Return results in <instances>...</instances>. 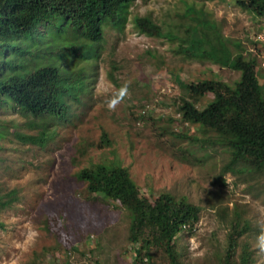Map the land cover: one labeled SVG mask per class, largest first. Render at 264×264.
Returning a JSON list of instances; mask_svg holds the SVG:
<instances>
[{
  "label": "rangeland",
  "instance_id": "374dc122",
  "mask_svg": "<svg viewBox=\"0 0 264 264\" xmlns=\"http://www.w3.org/2000/svg\"><path fill=\"white\" fill-rule=\"evenodd\" d=\"M237 1L134 0L123 28L105 24L95 57L86 58L90 49L84 48L74 58L91 76L88 90L81 103H72L67 121H49L55 134L45 147L14 136L37 134L32 118L1 110L8 127L0 139V196L16 194L0 209V264H133L130 213L91 194L77 178L80 170L114 158L142 194L155 199L169 193L200 208L198 223L178 236L181 264H239L245 250L253 264H264V177L224 171L230 154L216 134L180 115L192 96L177 77L230 85L240 79L222 64L226 53L255 59L264 85V18ZM146 16L160 35L135 28L133 20ZM196 36L203 38L199 53L216 50L218 61L181 52ZM212 99L192 98L199 109ZM149 253L148 264L169 263L162 249Z\"/></svg>",
  "mask_w": 264,
  "mask_h": 264
},
{
  "label": "trees",
  "instance_id": "16d2710c",
  "mask_svg": "<svg viewBox=\"0 0 264 264\" xmlns=\"http://www.w3.org/2000/svg\"><path fill=\"white\" fill-rule=\"evenodd\" d=\"M133 1L0 0V112L18 110L33 119L29 125L39 127L33 135L16 132L19 141L45 147L55 134L47 127L49 121L70 118L72 103H81L91 77L85 67L77 68L74 58L78 59V52L84 48L90 49L86 58L95 57L96 46L104 40L105 24L123 28ZM237 3L257 18H264V0ZM133 21L146 36L161 33L149 16ZM193 40L189 49L181 52L218 61L216 50L199 53L203 38L196 36ZM222 64L240 72V79L233 85L213 79L186 83L177 77L179 86L192 98L213 95L204 109H199L192 98L185 99L180 108L181 120L216 134L215 142L230 154L224 171L264 177V85L259 81L257 62L226 53ZM7 127L0 118V139ZM102 142L112 145L108 136ZM77 178L88 184L91 194H101L130 213V241L136 246L133 264L152 262V247L165 252L168 264H181L176 242L185 229L198 223L199 207L169 193L155 199L142 194L129 170L116 158L80 170ZM15 194L0 196V209L11 206ZM235 235L236 229L230 247ZM224 264H231L230 260ZM239 264H253L247 250Z\"/></svg>",
  "mask_w": 264,
  "mask_h": 264
}]
</instances>
